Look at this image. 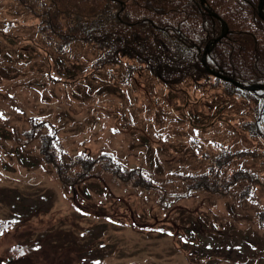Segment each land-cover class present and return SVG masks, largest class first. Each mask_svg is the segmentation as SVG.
I'll return each instance as SVG.
<instances>
[{
  "label": "rangeland",
  "instance_id": "obj_1",
  "mask_svg": "<svg viewBox=\"0 0 264 264\" xmlns=\"http://www.w3.org/2000/svg\"><path fill=\"white\" fill-rule=\"evenodd\" d=\"M0 20V264H264V179L239 204L184 190L175 177H210L222 147L244 151V165L263 177L251 158L261 148L242 127L251 120L244 100L206 67L205 79L175 89L129 68L88 76L90 43L69 42L58 56L61 45L36 37L39 19L11 0H0ZM48 131L67 160L112 152L128 171L146 169L170 186L171 202L110 174L69 188L51 163L57 155H42Z\"/></svg>",
  "mask_w": 264,
  "mask_h": 264
},
{
  "label": "trees",
  "instance_id": "obj_2",
  "mask_svg": "<svg viewBox=\"0 0 264 264\" xmlns=\"http://www.w3.org/2000/svg\"><path fill=\"white\" fill-rule=\"evenodd\" d=\"M11 1L29 9L39 19L36 37L48 47L61 45L52 47L59 53L58 56L66 51L63 46H69V42L74 40L93 45L97 56L90 63L88 76L119 67L127 71L133 69L128 74L133 77L140 70L141 73H150L155 80L173 89L183 86L188 80L205 79L202 52L208 41L221 32L220 23L200 3L191 0H182L180 6L177 0ZM207 4L225 19L230 28L229 34L208 54L209 65L244 84L264 83V48L258 46L254 29L250 27L253 25L264 31V21L256 13L257 0H209ZM93 10L95 15L89 19L88 14ZM207 20L211 22L205 25ZM24 40L29 42L26 45H30L32 39ZM76 68L79 72L85 70L79 65ZM64 73L67 79L74 77L72 70H65ZM208 77L222 82L230 97L246 102V111L251 114V120L242 127L261 148L262 153L251 158L261 159L264 170V90L248 91L211 75ZM82 78H86L85 74ZM108 87L106 84L104 89L109 90L114 86ZM28 133L30 138L39 136ZM41 139L42 155L47 162L52 152L57 155V159L54 156L55 162L51 163H55L61 180L71 189L88 179L103 180L105 174H110L114 181H121L133 189L156 192L159 200L171 202L169 198L172 196L165 191L170 186L158 181L146 169L128 171L112 152L95 155L82 152L67 160L60 150L56 133L49 132ZM243 153L222 147V153L215 162L217 164L209 167L212 169L210 177L205 176V171L189 174L174 172L173 175L177 173L175 177L185 185L184 190L230 195L241 204L247 197L254 196L251 189L263 185L264 179V173L261 177L256 170L251 171L244 165L249 157L243 156ZM252 154H256V151ZM235 158L241 161H233ZM159 168L155 166L161 171V166ZM262 208L256 214L259 225L264 227ZM189 229L186 228L187 231Z\"/></svg>",
  "mask_w": 264,
  "mask_h": 264
},
{
  "label": "water",
  "instance_id": "obj_3",
  "mask_svg": "<svg viewBox=\"0 0 264 264\" xmlns=\"http://www.w3.org/2000/svg\"><path fill=\"white\" fill-rule=\"evenodd\" d=\"M202 3L204 4V0H202ZM261 4V3H260ZM262 5H264V1L262 2ZM264 8V7H263ZM263 8L262 10L260 11L259 10V16L264 20V12H263ZM212 15H214L220 22H221V26H222V32L220 34L219 37H217L215 39V41L211 44H209L207 47H206V51H205V54L203 55V62L204 64H206V52L209 51L210 47L213 46L215 43H217V41H220L222 38H224L228 31H229V26L227 25V23L216 13L214 12H211ZM209 72L225 81H228V82H231L232 84L236 85L237 87H240V88H243V89H247V90H256L257 88L259 89H264V84H256V83H252L250 85H244L243 83L239 82L238 80H236L235 78L233 77H229V76H226V75H223L219 72H216L212 69H210L208 66H207Z\"/></svg>",
  "mask_w": 264,
  "mask_h": 264
},
{
  "label": "bare ground",
  "instance_id": "obj_4",
  "mask_svg": "<svg viewBox=\"0 0 264 264\" xmlns=\"http://www.w3.org/2000/svg\"><path fill=\"white\" fill-rule=\"evenodd\" d=\"M264 0H257V5H256V10H257V12L259 13V10L261 11L262 10V8L264 7V5H262V2H263ZM177 4H179V6H180V4L182 5V0H177ZM209 2V0H205L204 1V3L205 4H207ZM261 3V4H260ZM263 12H264V8H263ZM213 19H216L218 22H219V20L216 18V17H213ZM210 20H207V21H205V25H208V24H210ZM220 23V22H219ZM220 25H221V23H220ZM250 27H252L253 29H254V32H253V35H254V37H255V39H256V42H257V44H258V46L259 47H262V48H264V31H262V30H260L258 27H254L253 25H251ZM229 34V32L227 33V35ZM226 35V36H227ZM225 36V37H226ZM215 40H210V41H208V43L206 44V46H205V48H204V50H203V52H202V54L204 55L205 54V51H206V47L209 45V44H211V43H213ZM218 42L219 41H217V43H215L213 46H211L210 47V49H209V51H207L206 52V56H208V54L214 49V47L218 44ZM202 64H203V66H204V68L206 67L207 68V66H208V62H206V64H204V62H203V58H202ZM207 71L209 72V70L207 69ZM213 77H216V78H219V77H217V76H215V75H213V74H211ZM220 79V78H219ZM244 84V83H243ZM252 84V83H251ZM244 85H250V84H244ZM245 90H247V89H245ZM258 90H263V89H259V88H257L256 90H248V91H258Z\"/></svg>",
  "mask_w": 264,
  "mask_h": 264
},
{
  "label": "flooded vegetation",
  "instance_id": "obj_5",
  "mask_svg": "<svg viewBox=\"0 0 264 264\" xmlns=\"http://www.w3.org/2000/svg\"><path fill=\"white\" fill-rule=\"evenodd\" d=\"M191 1H193V2H195V3H200V2H201L200 0H191ZM256 13H257V15L259 16L257 10H256ZM259 18H261V17L259 16ZM261 19H262V18H261Z\"/></svg>",
  "mask_w": 264,
  "mask_h": 264
}]
</instances>
